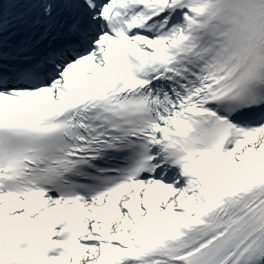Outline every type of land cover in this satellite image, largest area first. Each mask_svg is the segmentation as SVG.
<instances>
[{"label":"snow or ice","instance_id":"1","mask_svg":"<svg viewBox=\"0 0 264 264\" xmlns=\"http://www.w3.org/2000/svg\"><path fill=\"white\" fill-rule=\"evenodd\" d=\"M0 264H264V0H0Z\"/></svg>","mask_w":264,"mask_h":264}]
</instances>
